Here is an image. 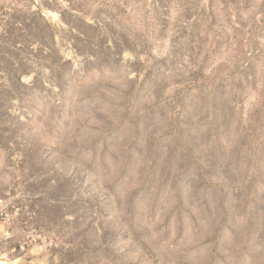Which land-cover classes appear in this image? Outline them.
Returning <instances> with one entry per match:
<instances>
[{"label": "rangeland", "instance_id": "1", "mask_svg": "<svg viewBox=\"0 0 264 264\" xmlns=\"http://www.w3.org/2000/svg\"><path fill=\"white\" fill-rule=\"evenodd\" d=\"M0 264H264V0H0Z\"/></svg>", "mask_w": 264, "mask_h": 264}]
</instances>
